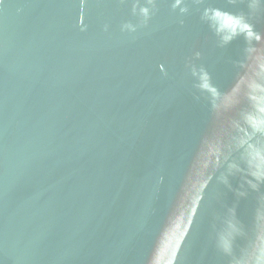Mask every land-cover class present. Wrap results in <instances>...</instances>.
<instances>
[{
    "label": "water",
    "instance_id": "water-1",
    "mask_svg": "<svg viewBox=\"0 0 264 264\" xmlns=\"http://www.w3.org/2000/svg\"><path fill=\"white\" fill-rule=\"evenodd\" d=\"M0 264H264V2L3 0Z\"/></svg>",
    "mask_w": 264,
    "mask_h": 264
},
{
    "label": "snow or ice",
    "instance_id": "snow-or-ice-1",
    "mask_svg": "<svg viewBox=\"0 0 264 264\" xmlns=\"http://www.w3.org/2000/svg\"><path fill=\"white\" fill-rule=\"evenodd\" d=\"M261 2H264V0H261ZM3 3V0H0V4H2Z\"/></svg>",
    "mask_w": 264,
    "mask_h": 264
}]
</instances>
